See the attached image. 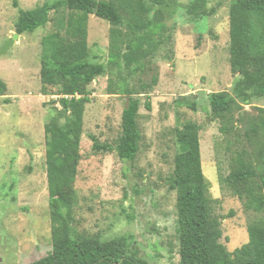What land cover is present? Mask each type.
Here are the masks:
<instances>
[{"label": "rangeland", "instance_id": "1", "mask_svg": "<svg viewBox=\"0 0 264 264\" xmlns=\"http://www.w3.org/2000/svg\"><path fill=\"white\" fill-rule=\"evenodd\" d=\"M14 1L19 8L31 9L54 0H0V80L5 83V94L0 95V264L30 263L51 249L45 125L58 112L55 107L61 109L52 101L64 97L57 95L59 83L43 92L40 80L41 38L56 28L60 14L15 37ZM189 1L177 0L175 13L164 11L171 15L162 20L161 32L168 40L144 60V70L122 73L126 87L141 100L137 119L141 139L134 161L120 158L115 150L92 151L91 136L114 147L121 134L128 95L111 93L118 91V76L105 65L106 73L86 87L89 102L75 179L72 236L101 241L123 236L130 252L149 264H179L175 192L167 182L177 150L174 127L187 120L201 127L208 197L221 218V241L228 251L247 243L249 223L264 218V212L246 210L219 182L230 171V155L247 147L243 133L259 114L257 107H264V97L247 105L235 102L236 130L227 137L219 130L220 120L210 114L207 95L231 92L240 79L229 63L231 0H208L212 12L196 21L186 14ZM87 29L89 62L106 64L109 22L90 14ZM10 39L13 43L2 53Z\"/></svg>", "mask_w": 264, "mask_h": 264}, {"label": "trees", "instance_id": "2", "mask_svg": "<svg viewBox=\"0 0 264 264\" xmlns=\"http://www.w3.org/2000/svg\"><path fill=\"white\" fill-rule=\"evenodd\" d=\"M207 3L208 0H190L186 14L193 21L203 18L212 12ZM176 4L177 0H54L23 9L14 1L18 7L15 31L19 35L33 32L60 14L56 28L41 38L42 91L47 92L48 87L59 83L57 95H80L52 101L58 102L61 109L55 107L58 112L45 125L51 249L45 256L25 264H149L130 252L123 236L106 241L72 236L75 179L81 159L83 116L89 102L86 87L106 73L105 65L119 79L118 91L111 93L127 94L128 98L116 145L91 136L92 151L115 150L127 161L136 158L141 139L137 121L141 100L126 87L127 79L122 73L143 71L144 60L168 40L161 32L165 28L162 20L170 17L173 10L175 13ZM166 10L170 12L165 14ZM90 14L110 24L106 64L88 60ZM229 63L232 73L240 76L232 91L207 95L210 114L220 120L219 130L225 137L236 130L233 104L237 101L252 104L255 98L264 97V0H231ZM4 94L5 83L0 80V95ZM145 105L150 109V103ZM257 109L259 114L250 120L243 133L247 147L230 155V171L219 182L242 201L246 210L264 212V107ZM200 129V124L191 120L174 127L177 150L173 174L167 183L175 192L179 264H264V218L249 223L247 243L233 252L221 241V218L211 206L208 181L202 169Z\"/></svg>", "mask_w": 264, "mask_h": 264}, {"label": "water", "instance_id": "3", "mask_svg": "<svg viewBox=\"0 0 264 264\" xmlns=\"http://www.w3.org/2000/svg\"><path fill=\"white\" fill-rule=\"evenodd\" d=\"M14 35H15V37H18L19 34L15 33ZM13 41H14V39H10L9 42L6 43L4 45V47L1 49V52L3 53L6 49H8L9 46L11 45V43H13Z\"/></svg>", "mask_w": 264, "mask_h": 264}, {"label": "built area", "instance_id": "4", "mask_svg": "<svg viewBox=\"0 0 264 264\" xmlns=\"http://www.w3.org/2000/svg\"><path fill=\"white\" fill-rule=\"evenodd\" d=\"M76 94H78V93H76ZM63 96H64L65 98H68V95H63ZM71 96H74V97L76 96V97L78 98V95H75V94H74V95H71ZM79 96H80V95H79ZM69 98H71V97H69Z\"/></svg>", "mask_w": 264, "mask_h": 264}]
</instances>
